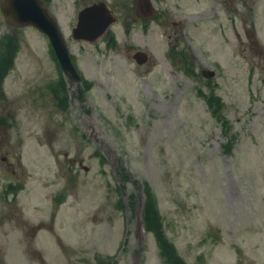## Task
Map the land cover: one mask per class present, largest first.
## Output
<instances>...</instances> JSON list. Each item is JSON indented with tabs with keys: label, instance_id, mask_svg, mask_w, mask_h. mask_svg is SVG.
<instances>
[{
	"label": "rangeland",
	"instance_id": "374dc122",
	"mask_svg": "<svg viewBox=\"0 0 264 264\" xmlns=\"http://www.w3.org/2000/svg\"><path fill=\"white\" fill-rule=\"evenodd\" d=\"M93 1L47 3L81 73L74 84L48 37L10 24L0 0V67L10 68L0 264H168L143 221L150 196L187 264H264V0L237 1L236 30L232 0H161L163 23L77 40L78 12ZM136 49L151 60L139 65ZM11 162L23 187L5 202Z\"/></svg>",
	"mask_w": 264,
	"mask_h": 264
},
{
	"label": "water",
	"instance_id": "95a60500",
	"mask_svg": "<svg viewBox=\"0 0 264 264\" xmlns=\"http://www.w3.org/2000/svg\"><path fill=\"white\" fill-rule=\"evenodd\" d=\"M140 7L151 15L152 6L149 0H139ZM2 11L5 19L17 26L34 25L44 31L50 38L59 62L66 76L77 83L81 80L73 64L67 42L61 32L57 19L49 12L44 0H2ZM115 21V17L105 3H96L80 11L78 22L74 28V36L88 41L97 40ZM136 58L139 63L147 59L145 52H138ZM205 75L212 77L215 71H204Z\"/></svg>",
	"mask_w": 264,
	"mask_h": 264
},
{
	"label": "flooded vegetation",
	"instance_id": "af4514ba",
	"mask_svg": "<svg viewBox=\"0 0 264 264\" xmlns=\"http://www.w3.org/2000/svg\"><path fill=\"white\" fill-rule=\"evenodd\" d=\"M98 1H107V0H94L92 3L98 2ZM153 5L155 6L157 12L155 13L154 16L152 17H147L145 16L144 11H142L139 6H138V0H112V1H107V4L110 6V8L113 10V12L117 15L118 17V22L116 23V25H120L121 27V31L126 35V33H129V30L132 29L135 26H140V27H144L147 28V26L149 24L152 23H156L158 21V23H163V16L164 15V11L160 10L161 6L159 4V2H162L161 0H151ZM233 1H235V5L233 3ZM237 1L238 0H232V6L229 5L230 7V17H229V25L230 28H235L236 30V23H237V19L241 18V13L239 12V8L237 7ZM167 3V2H166ZM241 3L242 2L241 0ZM167 10V8H166ZM165 10V12H166ZM166 16L168 14L169 16V10H167V13H165ZM216 14H213V16H215ZM201 15H197L195 16H186L188 21H194L197 20V17H199ZM174 25V27H178V28H184V24L183 22L179 21V22H173L172 23ZM194 24V23H193ZM115 25V26H116ZM114 27V26H113ZM113 30V29H112ZM170 38H172V40L174 42H177L180 39L179 34H177L176 31H174L173 33L170 34ZM134 49V48H133ZM137 50L140 49H136L133 53H132V58L134 60H136L135 58V52ZM150 57L148 58L147 62L148 63L152 56L149 55ZM6 60V59H5ZM9 61L7 60V62H4L1 67H0V75H2L6 69V67L8 66ZM5 79H6V75H2V77L0 78V100H6L7 99V95H6V91H5ZM2 110V114H6V113H12V110L8 109V106L1 107ZM4 125H0V127H3ZM5 128V127H3ZM3 160H7V157L4 156ZM16 165L14 163H9V167L8 169H11L12 173L15 174V177L13 180H16V184L21 185L22 182L20 181L19 177L16 174Z\"/></svg>",
	"mask_w": 264,
	"mask_h": 264
},
{
	"label": "trees",
	"instance_id": "16d2710c",
	"mask_svg": "<svg viewBox=\"0 0 264 264\" xmlns=\"http://www.w3.org/2000/svg\"><path fill=\"white\" fill-rule=\"evenodd\" d=\"M203 95L204 97H206L207 102L209 103V106L213 109L212 112L218 114V116H222L221 111H222L223 103L221 101V98L218 97L214 91H211L210 93H203ZM149 201L152 207H146L144 223L148 229L155 231L156 240H157L158 246L160 247L161 254L165 260L164 262L168 264H187L186 262L181 260L179 257H177V253L173 245L169 241L166 240L165 236L160 231V227L157 223L158 222L157 218H159L158 217L159 215L156 211H153V209L156 208V205L154 201L151 200V196H150ZM151 211H153L152 216H150L149 214V212Z\"/></svg>",
	"mask_w": 264,
	"mask_h": 264
}]
</instances>
